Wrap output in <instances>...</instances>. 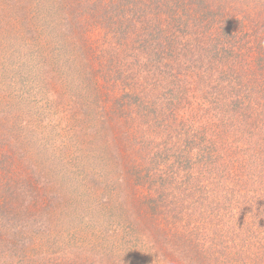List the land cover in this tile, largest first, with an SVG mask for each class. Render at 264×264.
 <instances>
[{
  "label": "trees",
  "instance_id": "16d2710c",
  "mask_svg": "<svg viewBox=\"0 0 264 264\" xmlns=\"http://www.w3.org/2000/svg\"><path fill=\"white\" fill-rule=\"evenodd\" d=\"M0 60V264H264V0H0Z\"/></svg>",
  "mask_w": 264,
  "mask_h": 264
},
{
  "label": "rangeland",
  "instance_id": "374dc122",
  "mask_svg": "<svg viewBox=\"0 0 264 264\" xmlns=\"http://www.w3.org/2000/svg\"><path fill=\"white\" fill-rule=\"evenodd\" d=\"M28 51H30V49L24 46L21 50L19 49L15 51V59L13 61L7 59L6 64L8 65L4 68L9 84L7 92H12L14 90V92L17 93V95L13 99H11L14 94V92H12L7 97V100L8 101L12 100L11 102L13 104H16L15 106L24 107L25 109L30 108L32 110L36 105H40L46 108L47 110H50L45 105V103H42V101L37 100L35 102L36 97L35 96L32 97L33 92L30 91L31 89H33V84L30 85L31 87L30 86L27 87V82H30V78L32 77L30 64H29L30 60L32 59V54L29 53ZM8 54L12 56L10 52ZM1 64L2 61L0 60V65ZM8 84H5V86ZM45 93L46 91L40 89L38 91V96H42V99L43 97L45 99L50 97L49 94H45ZM24 99H27V101L23 102ZM17 101H21L22 103H17ZM50 112L55 115H53L52 119L49 118V122H48L49 127L47 128L48 131L46 132L45 143L43 145V147L45 146V153L50 155L51 157L53 156V154H56L60 158L64 157L66 159L68 151L66 147L63 145H68L65 142V139L69 138L70 135L69 132L73 131V128L70 126H65L64 125L65 123H63V121L61 122L60 117L62 116H60L59 110H56V112L55 111L52 112L50 110ZM73 157L75 161H78L77 159L79 158L78 156L73 155ZM81 160L82 161H78L75 163L83 166H91L90 161H85L83 159ZM66 210H69V208L67 207ZM65 217L72 218L68 215H65ZM84 219L86 221L85 224H87L88 222L91 223V225L94 227H97L103 221V218L94 217V216L91 218L90 222L86 218ZM64 224H66L67 226L69 225L73 226L74 223L72 224L69 223L67 220H65Z\"/></svg>",
  "mask_w": 264,
  "mask_h": 264
}]
</instances>
